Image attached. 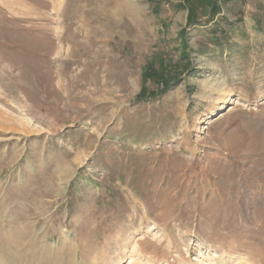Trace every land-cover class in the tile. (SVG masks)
<instances>
[{"label":"rangeland","instance_id":"rangeland-1","mask_svg":"<svg viewBox=\"0 0 264 264\" xmlns=\"http://www.w3.org/2000/svg\"><path fill=\"white\" fill-rule=\"evenodd\" d=\"M213 1L0 0V264H264V0Z\"/></svg>","mask_w":264,"mask_h":264},{"label":"trees","instance_id":"trees-1","mask_svg":"<svg viewBox=\"0 0 264 264\" xmlns=\"http://www.w3.org/2000/svg\"><path fill=\"white\" fill-rule=\"evenodd\" d=\"M207 3L211 4L213 15H215L219 8L217 7V5L215 4V2L213 0H207ZM189 12H190V14L188 17V22L191 23L194 20V18H193L192 12L191 11H189ZM154 75L157 76L158 79H160L162 81V84H164L163 85L164 87H165V85L167 87L168 83L166 81L164 82V77L162 76V74L152 70V68H149L145 72H143V74H142L143 81H146L148 76L151 77ZM166 87H165V89H166ZM145 92H146V88L143 87L141 92L139 93V97L143 96L145 94Z\"/></svg>","mask_w":264,"mask_h":264},{"label":"bare ground","instance_id":"bare-ground-1","mask_svg":"<svg viewBox=\"0 0 264 264\" xmlns=\"http://www.w3.org/2000/svg\"><path fill=\"white\" fill-rule=\"evenodd\" d=\"M63 233H65L64 231H62ZM66 234V233H65ZM66 239H67V235H66Z\"/></svg>","mask_w":264,"mask_h":264}]
</instances>
